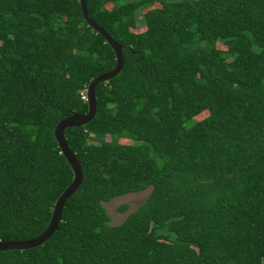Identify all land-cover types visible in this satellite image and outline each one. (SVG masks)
<instances>
[{
  "label": "trees",
  "instance_id": "obj_1",
  "mask_svg": "<svg viewBox=\"0 0 264 264\" xmlns=\"http://www.w3.org/2000/svg\"><path fill=\"white\" fill-rule=\"evenodd\" d=\"M84 1L121 67L63 130L81 174L56 229L0 264H264V0ZM113 63L77 0H0V240L45 226L71 176L53 124Z\"/></svg>",
  "mask_w": 264,
  "mask_h": 264
},
{
  "label": "water",
  "instance_id": "obj_2",
  "mask_svg": "<svg viewBox=\"0 0 264 264\" xmlns=\"http://www.w3.org/2000/svg\"><path fill=\"white\" fill-rule=\"evenodd\" d=\"M80 13L84 22L95 32H97L105 43L110 47L114 63L113 65L94 76H92L83 88V96L85 102V110L82 113L76 111L68 112L67 114L56 120L52 127V135L56 142L59 152L64 157L66 163L71 171V176L68 183L59 191L54 198L48 220L45 226L35 235L22 238V239H4L0 240V250L4 249H23L33 247L41 243L53 230L56 229V225L59 219L60 210L64 199L70 195L78 186L80 181V168L78 161L74 153L69 149L63 134V130L69 126L82 125L87 122L94 113L95 103L93 98V86L98 83L107 80L111 76L115 75L122 63L121 58V46L119 43L111 39L108 33L96 24L87 14L84 0H77Z\"/></svg>",
  "mask_w": 264,
  "mask_h": 264
},
{
  "label": "rangeland",
  "instance_id": "obj_3",
  "mask_svg": "<svg viewBox=\"0 0 264 264\" xmlns=\"http://www.w3.org/2000/svg\"><path fill=\"white\" fill-rule=\"evenodd\" d=\"M138 18L136 20V29H141L142 25ZM148 187L137 192H128L122 195L115 196L107 201H102L101 204L105 208L106 213L109 215V224H114L119 222L124 215L132 210L146 195ZM121 203H126L124 210H120L118 206Z\"/></svg>",
  "mask_w": 264,
  "mask_h": 264
},
{
  "label": "built area",
  "instance_id": "obj_4",
  "mask_svg": "<svg viewBox=\"0 0 264 264\" xmlns=\"http://www.w3.org/2000/svg\"><path fill=\"white\" fill-rule=\"evenodd\" d=\"M80 97H81L82 99H84L83 92H81Z\"/></svg>",
  "mask_w": 264,
  "mask_h": 264
},
{
  "label": "clouds",
  "instance_id": "obj_5",
  "mask_svg": "<svg viewBox=\"0 0 264 264\" xmlns=\"http://www.w3.org/2000/svg\"><path fill=\"white\" fill-rule=\"evenodd\" d=\"M83 92V91H82ZM84 100V99H83Z\"/></svg>",
  "mask_w": 264,
  "mask_h": 264
}]
</instances>
